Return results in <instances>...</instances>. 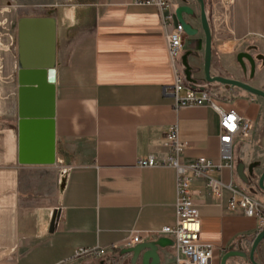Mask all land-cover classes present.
<instances>
[{
    "label": "crops",
    "instance_id": "0c3cea01",
    "mask_svg": "<svg viewBox=\"0 0 264 264\" xmlns=\"http://www.w3.org/2000/svg\"><path fill=\"white\" fill-rule=\"evenodd\" d=\"M14 1L35 7L48 0ZM170 1L174 11L181 4ZM204 3L212 36L210 74L264 90V0ZM193 8L195 15L183 18L196 33H185L180 65L184 74L182 57L187 54L196 87L207 88L199 76L204 35L197 4ZM46 15L31 10L22 16ZM54 17V164L18 162L16 39L1 52L11 69L0 76V264H110L133 235L139 241L129 246L160 240L161 264H170L173 238L160 230L175 220V170L140 167L137 160L148 154L165 158L169 148L164 133L176 123L179 139L188 143L181 162L203 156L218 163L219 116L207 105L175 109L173 97L164 92L173 71L155 5L145 0H60ZM174 17L177 21L175 12ZM240 53L252 63L245 56L239 61ZM223 86L243 100L219 104L233 108L250 127L236 136L232 166L210 172L224 185L219 193L210 191L203 177L189 182L199 240L212 246L211 264H219L228 250L248 252L262 227L257 217L229 207L234 193L227 185L232 182L234 190L244 192L236 179L240 162L243 167L258 162L256 173L264 168L256 153L259 143L264 145V100ZM257 195L264 206V192ZM96 246L107 248L105 256L73 257L78 247ZM255 259L264 264V239ZM227 264L249 263L231 257Z\"/></svg>",
    "mask_w": 264,
    "mask_h": 264
},
{
    "label": "water",
    "instance_id": "95a60500",
    "mask_svg": "<svg viewBox=\"0 0 264 264\" xmlns=\"http://www.w3.org/2000/svg\"><path fill=\"white\" fill-rule=\"evenodd\" d=\"M175 6V16L187 35L196 33V29L184 18L195 15L193 3L198 6V17L204 35L203 80L218 82L222 85L239 87L253 95L264 98V90L255 88L243 81L209 72L211 57V31L205 11L204 0H180ZM57 48V23L52 15L21 16L16 23V79H17V158L20 164L49 165L56 161L55 138V65ZM187 54L182 57L186 80L196 87L197 80L192 77V71L186 62ZM245 56L251 62L248 54H238V60ZM241 180L243 163L235 168ZM264 169L258 178V185L264 189ZM264 239L262 226L251 241L248 252L228 250L220 258L219 264H227L231 257H240L249 264H261L255 259L259 243ZM164 248L160 240H150L128 246L120 250L114 264H161ZM130 255L129 260H122ZM170 264H176L172 262Z\"/></svg>",
    "mask_w": 264,
    "mask_h": 264
},
{
    "label": "built area",
    "instance_id": "2783aa9c",
    "mask_svg": "<svg viewBox=\"0 0 264 264\" xmlns=\"http://www.w3.org/2000/svg\"><path fill=\"white\" fill-rule=\"evenodd\" d=\"M157 8L160 24L164 31L169 63L173 71V82L164 87L173 99V107L179 108L191 105H207L214 109L219 116V162L214 163L210 158L200 156L189 162H181L186 141L179 139L176 123L170 124L165 133V141L169 148L163 159L148 154L137 160L140 167L169 166L175 170V220L172 225L163 226L160 233L170 235L174 243V262L176 264H211L212 246L199 240L200 223L197 209L194 206L189 182L191 178L203 177L206 186L213 193H219L224 186L220 179L210 175L212 170L219 171L223 166L231 167L233 163V148L236 136L245 134L250 124L233 108H224L216 100L208 88L193 87L185 78L180 65L185 32L182 25L175 20L173 5L170 0H145ZM229 183L227 185L234 195L230 198L229 207L238 206L245 215L255 216L264 226V206L249 193L237 191ZM235 194L238 198H235ZM139 241L138 235L129 238L127 245ZM107 248L78 247L74 250V258H100L105 256Z\"/></svg>",
    "mask_w": 264,
    "mask_h": 264
},
{
    "label": "rangeland",
    "instance_id": "374dc122",
    "mask_svg": "<svg viewBox=\"0 0 264 264\" xmlns=\"http://www.w3.org/2000/svg\"><path fill=\"white\" fill-rule=\"evenodd\" d=\"M7 2L5 0L2 4H0V76L9 73L11 69L9 64H7L5 61L3 62V58H1V52H4V53L7 52L6 51L7 48H11V43L13 42V40L16 39L17 19L21 17L24 13H28L31 10L44 13V14L47 13V14L55 16L58 14V5L60 3V0H51V1L48 0L46 2L41 1L42 2L41 5L35 6V7L32 6V3H29L27 1L25 2V1L12 0V1H9L8 3ZM199 76H201L203 80V68ZM204 84L211 91V93L214 95L217 101L220 100V101L230 102V103L237 102L241 104L240 101L243 100L240 96L238 97L234 95L232 91L226 89L225 86L220 85V83L218 82H205L204 81ZM241 92H244V91H241ZM258 98L264 100V98L260 96ZM260 112H261V116L263 115L261 119H263L264 118V106L261 108ZM256 153L259 154V155L257 154L256 155L258 156V158H260L259 166L263 165L264 164V145L262 144V142L259 143ZM252 157H255V156H252ZM255 174H258V172ZM236 179H237V186L242 191L248 192L249 194L252 195V193H250L252 191V187H250L248 184L241 182L237 176H236ZM254 197L260 203L262 202L261 198L257 194H254Z\"/></svg>",
    "mask_w": 264,
    "mask_h": 264
},
{
    "label": "flooded vegetation",
    "instance_id": "af4514ba",
    "mask_svg": "<svg viewBox=\"0 0 264 264\" xmlns=\"http://www.w3.org/2000/svg\"><path fill=\"white\" fill-rule=\"evenodd\" d=\"M258 162H251L247 164L245 167H243V175L245 176V180H241L239 176L236 174V176L239 178V180L245 184H248L250 187H252V193L251 196H254V194H262L264 192V189L260 188L258 185V178L263 171V169L258 173L255 174V168L257 167ZM264 183V181H263ZM115 263V257L112 258L110 264Z\"/></svg>",
    "mask_w": 264,
    "mask_h": 264
}]
</instances>
